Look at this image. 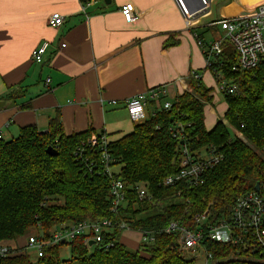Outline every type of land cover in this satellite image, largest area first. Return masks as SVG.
<instances>
[{"label": "trees", "instance_id": "16d2710c", "mask_svg": "<svg viewBox=\"0 0 264 264\" xmlns=\"http://www.w3.org/2000/svg\"><path fill=\"white\" fill-rule=\"evenodd\" d=\"M91 1L105 2L80 0L82 5ZM219 59L210 72L216 76L214 70H219L238 86L236 94L223 95L227 124L221 119L207 129L205 108L214 101L213 89L193 76L189 89L170 109L155 110L135 124L131 134L109 143L110 167L118 168L117 173L109 175L98 149L88 145L92 131L67 136L59 115L50 120L47 132L31 125L16 138L0 140V244L32 231L47 240L55 229L84 221L109 220L136 231H159L172 222L195 229L197 215L227 217L239 198L258 184L263 188L264 61L252 71L233 72L238 54L229 42L223 43ZM48 147L58 156L48 155ZM184 149L194 158L213 152L222 156L221 161L205 173L201 185L182 181L162 186L179 173ZM114 181H121L127 193L125 204L116 211L111 197ZM141 184L154 196L151 203L138 201L134 188ZM121 234L117 229L105 233L103 243L91 249L85 245L88 236L81 235L47 248L37 261L20 249L0 264H195L179 252L176 235L157 233L153 243L132 249ZM203 244L216 264H264L260 253L207 240ZM64 245L70 249L69 260L61 257Z\"/></svg>", "mask_w": 264, "mask_h": 264}, {"label": "crops", "instance_id": "0c3cea01", "mask_svg": "<svg viewBox=\"0 0 264 264\" xmlns=\"http://www.w3.org/2000/svg\"><path fill=\"white\" fill-rule=\"evenodd\" d=\"M211 1L208 11L188 26L177 0L91 1L85 12L80 0H0L2 139L16 138L31 125L47 132L59 115L67 136L91 130L113 143L133 132L125 103L138 94L166 87L167 95L148 108L152 114L187 91L196 76L215 97L216 80L200 42L210 41L206 38L221 20L253 15L264 0H244L243 6L240 0H222L216 15ZM125 4L134 5L135 23L124 20L120 9ZM54 13L65 17L58 29L48 25ZM44 41L51 47L44 63L36 64L32 53ZM219 120L217 114L205 117L207 129ZM127 236L133 237L132 249H138L140 235ZM2 244L24 254L27 236Z\"/></svg>", "mask_w": 264, "mask_h": 264}, {"label": "built area", "instance_id": "2783aa9c", "mask_svg": "<svg viewBox=\"0 0 264 264\" xmlns=\"http://www.w3.org/2000/svg\"><path fill=\"white\" fill-rule=\"evenodd\" d=\"M184 10L187 25L192 26V22L208 11L210 0H177ZM89 5L83 7V12ZM120 12L127 23H135L139 15L132 4H125ZM65 22V17L54 13L48 19V25L53 29L60 28ZM214 25V24H213ZM216 26V25H215ZM217 26L225 32V36L206 44L200 42L205 50L206 67L212 68L219 61L223 54V43L229 42L238 54V62L233 67V72L252 71L264 61V5L260 6L256 13L247 16H235L221 20ZM51 47L49 41H44L32 53L33 62L36 64L44 63L45 56ZM64 48L65 45H62ZM216 73V91L220 95H234L238 91V86L232 81L224 78L219 70ZM167 95L166 87H160L145 93L138 94L126 101L125 106L129 118L135 124L144 122L147 117L148 107L152 103H158ZM116 104L115 101L111 102ZM171 102H164L163 108L170 109ZM238 137H241L238 134ZM0 140L2 135L0 133ZM91 149H98L101 161L105 165L106 172L111 175L113 169L110 167L108 154L109 143L105 136H92L88 140ZM221 155L213 152H205L201 157L194 158L187 149L183 150V156L179 168V173L168 177L162 183V186L171 187L178 182L184 181L189 185H201L204 183L205 173L216 166L221 161ZM139 202H152L154 196L150 194L146 185H137L134 188ZM112 209L118 210L127 200V193L124 184L121 181H114L111 188ZM195 229H188L180 222H172L169 226L157 230L142 231L133 230L124 223L103 221H84L71 226H61L52 233L49 239H44L37 234H31L27 237V244L24 253L30 255L33 253L38 260L42 258L49 247L59 244L73 242L78 236L86 235L88 238L85 245L90 242L94 245L103 243V235L113 230H119L123 233H138L141 237V244H150L155 240L157 233L167 235H176L178 239V250L180 253L197 254L201 251L203 257L202 264H216L213 254L208 252L204 242L231 245L241 247L243 250H250L253 254L264 256V187L260 191H252L239 198L229 211L227 217L214 219L208 214L197 215L195 218ZM113 243L106 246V249L112 247ZM14 248L0 244V260L14 255Z\"/></svg>", "mask_w": 264, "mask_h": 264}, {"label": "rangeland", "instance_id": "374dc122", "mask_svg": "<svg viewBox=\"0 0 264 264\" xmlns=\"http://www.w3.org/2000/svg\"><path fill=\"white\" fill-rule=\"evenodd\" d=\"M238 1V0H237ZM251 1V0H249ZM211 3L213 4V14L216 15L218 12L217 10L219 11L220 10V7H221V4H223V1L222 0H213L211 1ZM239 5L240 6H243L244 5V0H240L238 1ZM250 13H244L242 14V16H247L249 15ZM207 16L209 15H206L204 16L203 18H206ZM225 36V32L221 30V28H218V30L214 33V35H210L208 36L206 39L207 40H216V39H220V38H223ZM214 40H213V39ZM208 41V42H210ZM206 42V43H208ZM214 94H215V99H214V102L212 104V106L210 105L209 107L206 108L205 110V117L207 116H211V114H217V116H219L220 119L223 120L224 118V111H225V107H226V102H225V99H224V96L223 95H220L217 93L216 89L214 90ZM211 107V108H210ZM213 109V110H211ZM224 123L227 124V121L226 120H223ZM113 171L115 173L119 172V169L116 168V169H113ZM31 234H36L35 232H30ZM29 234V235H31ZM126 236V233H123V239H124V242L125 244L128 245V248H132L135 246V243L133 241V237L131 236ZM28 237V236H27ZM131 246V247H130ZM30 256L31 258L33 259V261H35V257H34V254L33 253H30ZM61 257L63 260H69L71 258V255H70V249L69 247H67L66 245H64L61 249ZM183 257L188 260V261H195V264H202L203 262V255L200 252H198L197 254H192V253H184L183 254Z\"/></svg>", "mask_w": 264, "mask_h": 264}, {"label": "water", "instance_id": "95a60500", "mask_svg": "<svg viewBox=\"0 0 264 264\" xmlns=\"http://www.w3.org/2000/svg\"><path fill=\"white\" fill-rule=\"evenodd\" d=\"M105 3H106L107 5H110L111 0H105ZM46 152H47L48 155H50V156H52V157L58 156V154H59L58 151H57L56 149L52 148V147H48V149H47ZM255 191H260V185H259V184L256 185V187H255ZM89 246H90V247L94 246V242H90V243H89Z\"/></svg>", "mask_w": 264, "mask_h": 264}]
</instances>
